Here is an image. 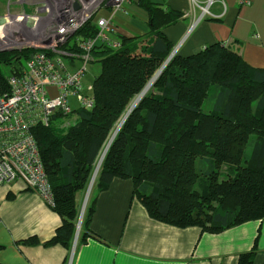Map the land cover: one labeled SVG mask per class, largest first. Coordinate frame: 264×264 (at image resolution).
I'll return each instance as SVG.
<instances>
[{
  "label": "trees",
  "instance_id": "1",
  "mask_svg": "<svg viewBox=\"0 0 264 264\" xmlns=\"http://www.w3.org/2000/svg\"><path fill=\"white\" fill-rule=\"evenodd\" d=\"M136 4L148 15V32L132 38L118 33L120 48L100 46L93 51L94 62L101 66L93 81V108L74 111L77 123L67 131L55 127L61 114L49 126L39 124L32 131L51 186L50 206L63 221L51 243L68 250L77 231L80 198L130 103L171 54L173 45L164 30L184 16L152 0ZM97 33L90 21L63 49L79 53L77 42ZM36 52H0V67L7 65L13 75ZM8 76L0 71L5 91ZM211 98L214 103L205 112ZM223 167L227 178L221 180ZM115 178L132 180L134 197L149 216L171 226L218 234L262 221L264 69L250 67L221 43L186 58L175 55L113 139L95 181L96 191L106 190ZM92 213L91 205L82 224V244ZM256 254L253 248L239 255L237 264H253Z\"/></svg>",
  "mask_w": 264,
  "mask_h": 264
},
{
  "label": "crops",
  "instance_id": "2",
  "mask_svg": "<svg viewBox=\"0 0 264 264\" xmlns=\"http://www.w3.org/2000/svg\"><path fill=\"white\" fill-rule=\"evenodd\" d=\"M152 1L184 13L180 22L164 30L175 55L186 58L221 43L250 67L264 69V0H254L250 7L239 0H215L204 17L208 0ZM20 11L18 7L13 13ZM112 23L117 34L130 38L148 32V15L136 2L116 13ZM91 205L86 242H80L81 223L68 250L51 243L63 221L39 192L22 181L0 184V264H237L239 255L253 248V264H264V219L218 234L171 226L152 219L134 197L133 181L121 178L101 192L93 187L85 215Z\"/></svg>",
  "mask_w": 264,
  "mask_h": 264
},
{
  "label": "built area",
  "instance_id": "3",
  "mask_svg": "<svg viewBox=\"0 0 264 264\" xmlns=\"http://www.w3.org/2000/svg\"><path fill=\"white\" fill-rule=\"evenodd\" d=\"M137 1L8 0L7 11L0 18V52H37L8 76L7 91L0 87V184L22 181L52 204L51 186L32 131L39 124L49 126L57 114L70 116L76 110L93 108V85L88 96L82 84L88 65L94 62L93 51L100 46L121 47L112 23L114 15ZM214 2L208 0L203 17ZM253 2L239 0L243 7ZM12 5L21 11L12 13ZM27 7L33 12L27 13ZM90 21L98 28L95 38L78 41L79 53L65 51L63 46ZM63 56L69 59L72 72ZM72 98L77 107L71 104Z\"/></svg>",
  "mask_w": 264,
  "mask_h": 264
},
{
  "label": "rangeland",
  "instance_id": "4",
  "mask_svg": "<svg viewBox=\"0 0 264 264\" xmlns=\"http://www.w3.org/2000/svg\"><path fill=\"white\" fill-rule=\"evenodd\" d=\"M7 2H8V0H0V17H2L3 16V14H5L6 13V11H7ZM17 6H14V5H12L11 6V12L13 13V12H15L16 10H17ZM28 13V12H27ZM3 22V20L1 19L0 20V24ZM171 54H172V52H171ZM170 54V55H171ZM169 55V56H170ZM169 58V57H168ZM167 58V59H168ZM167 59H166V61H167ZM62 60H63V62L69 67V59L67 58V57H65V56H63L62 57ZM165 61V62H166ZM77 62H79L80 64H81V62L80 61H77ZM164 62V63H165ZM164 65V64H163ZM162 65V66H163ZM88 70V72L86 73V75L84 76V78H83V80H82V84H83V86H84V89L85 90H87V93H86V95H92V92L90 91H88V89H89V87H91L92 85H93V81H94V79L100 74V72H101V66H100V64L98 63V62H92V63H90L89 65H88V68H87ZM0 71H1V74L3 75V76H5V77H7L8 75H9V71H8V67H7V65H5V64H2V66L0 67ZM69 71H71V68L69 67ZM159 71V70H158ZM157 71V72H158ZM72 72V71H71ZM157 72L155 73V75L157 74ZM154 75V76H155ZM153 76V77H154ZM153 77L151 78V79H153ZM151 79H150V81H151ZM149 81V82H150ZM148 82V83H149ZM148 85V84H147ZM145 89V88H144ZM152 90V89H151ZM154 92V91H153ZM142 93V92H141ZM140 93V94H141ZM154 93H156V92H154ZM139 94V95H140ZM139 95H137L133 100H132V102L130 103V106H129V110H130V108L132 107V106H134V105H136L138 102H139V99H140V96ZM214 103V101L212 100V98L210 99V100H208L207 101V103H205V105H204V108H203V110L205 111V112H208L209 111V109H211V107H212V104ZM71 104L73 105V106H75V107H77L78 105L76 104V102H75V99H71ZM128 110V111H129ZM71 116V117H70ZM70 116H62V117H59V122L58 123H56V125H55V127L56 128H58L59 130H61V131H67L70 127H72V126H74L76 123H77V117H76V115L74 116V115H70ZM253 143H254V137L251 139V141H250V144H249V147L247 148V150H248V153H251V151H252V145H253ZM225 171H226V169L223 167L222 169H221V180H223V179H225V178H227V173H225ZM224 172V173H223ZM99 173V172H98ZM97 178V177H96ZM95 181H96V179H95ZM94 185H95V182H94ZM94 185H93V187H94ZM93 189V188H92ZM152 190V189H151ZM86 196V195H85ZM85 196H84V198H85ZM84 203H85V199H84ZM83 208H84V204H82V206L80 207V213H79V218H78V221L80 220V216H81V212H82V210H83ZM87 208V207H86ZM83 216L85 217V210H84V214H83ZM81 217V223H83V218L84 217ZM81 225V224H80Z\"/></svg>",
  "mask_w": 264,
  "mask_h": 264
},
{
  "label": "water",
  "instance_id": "5",
  "mask_svg": "<svg viewBox=\"0 0 264 264\" xmlns=\"http://www.w3.org/2000/svg\"><path fill=\"white\" fill-rule=\"evenodd\" d=\"M174 56H175V53H172V54L169 56V58L167 59V61L164 63V65H163V66L160 68V70L157 72V74L153 77V79H154V84H153V86L155 85L156 81H157V80L159 79V77L162 75L163 71H164L165 68L168 66V64L170 63V61L173 59ZM151 81H152V79H151ZM151 81H150V82H151ZM150 82H149V83H150ZM149 83H148V84H149ZM147 86H148V85H147ZM147 86H146V87H147ZM146 87H145V89H146ZM145 89H144V90H145ZM144 90H143V91H144ZM143 91H142V93H143ZM142 93H141V94H142ZM141 94H140V95H141ZM146 95H147V94H146ZM146 95H144V96L141 98V100L138 102L137 105L132 106V107L130 108V110L127 112L126 116L124 117V119L122 120V122L119 124V126H118L117 129L115 130V132H114L112 138L110 139L108 145L106 146V149H105L104 152H103L102 157L100 158V161H99V163H98V165H97V167H96V169H95L94 175H93V177H92V180H91V182H90V185H89V187H88V190H87V193H86V196H85L84 208H83V210H82V212H81L82 214H81V216H80L79 224H78V227H77L76 238H77V236H78V233H79V230H80V227H81V226H80V224H81V217H82L83 214H84V210H85V208H86L87 200H88L89 195H90V192H91V190H92V188H93V185H94L95 179H96V177H97V175H98V172H99V170H100V167H101V165H102V162H103V160H104V157H105V155H106V153H107V151H108V149H109V147H110V145H111L113 139L115 138V136L117 135L118 131H119L120 128L122 127L123 123L126 121V119L128 118V116L134 111V109L140 104V102L143 100V98H144Z\"/></svg>",
  "mask_w": 264,
  "mask_h": 264
},
{
  "label": "bare ground",
  "instance_id": "6",
  "mask_svg": "<svg viewBox=\"0 0 264 264\" xmlns=\"http://www.w3.org/2000/svg\"><path fill=\"white\" fill-rule=\"evenodd\" d=\"M153 84H154V79H152V81L148 84V86L146 87V89L143 91V93L141 94V96H140V99H139V101L141 100V98L144 96V95H146L147 94V92L150 90V88L153 86ZM138 104V103H137ZM136 104V105H137ZM135 106V105H134Z\"/></svg>",
  "mask_w": 264,
  "mask_h": 264
}]
</instances>
